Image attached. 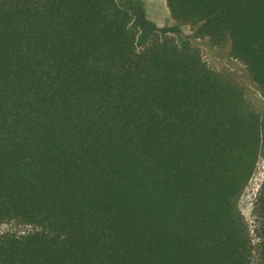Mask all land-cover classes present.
<instances>
[{
    "label": "trees",
    "instance_id": "16d2710c",
    "mask_svg": "<svg viewBox=\"0 0 264 264\" xmlns=\"http://www.w3.org/2000/svg\"><path fill=\"white\" fill-rule=\"evenodd\" d=\"M264 99V0H165ZM138 0H0V264H250L260 117L186 40L136 50ZM192 37V38H193ZM191 38V39H192ZM264 264V183L256 199Z\"/></svg>",
    "mask_w": 264,
    "mask_h": 264
},
{
    "label": "rangeland",
    "instance_id": "374dc122",
    "mask_svg": "<svg viewBox=\"0 0 264 264\" xmlns=\"http://www.w3.org/2000/svg\"><path fill=\"white\" fill-rule=\"evenodd\" d=\"M138 1L141 2V7L132 13L130 24L131 29L136 32L135 45L137 51L145 48L155 36L159 38L173 37L177 43L183 40L189 41L199 51L202 60L210 69L219 73L231 72L234 74L238 82L246 88L248 97L260 117L262 128L261 148L255 169L239 198L238 208L248 228L253 246L250 264H261L258 254L260 238L257 235L259 217L256 210V199L264 183V99L252 82L246 67L229 55L227 44L212 47L207 39L194 38L190 27L177 25L171 19L165 0ZM29 230V226L20 225L13 221L0 224V234L20 235Z\"/></svg>",
    "mask_w": 264,
    "mask_h": 264
}]
</instances>
